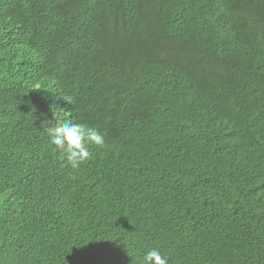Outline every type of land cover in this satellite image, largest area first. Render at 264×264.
I'll return each instance as SVG.
<instances>
[{"label": "trees", "instance_id": "obj_1", "mask_svg": "<svg viewBox=\"0 0 264 264\" xmlns=\"http://www.w3.org/2000/svg\"><path fill=\"white\" fill-rule=\"evenodd\" d=\"M104 134L78 169L49 143ZM264 264V0H0V264Z\"/></svg>", "mask_w": 264, "mask_h": 264}, {"label": "clouds", "instance_id": "obj_2", "mask_svg": "<svg viewBox=\"0 0 264 264\" xmlns=\"http://www.w3.org/2000/svg\"><path fill=\"white\" fill-rule=\"evenodd\" d=\"M49 143L65 158L73 169H78L90 159V146H103L104 134L97 128L86 127L64 120L47 128ZM141 264H169L168 258L157 248L148 250L141 259Z\"/></svg>", "mask_w": 264, "mask_h": 264}]
</instances>
